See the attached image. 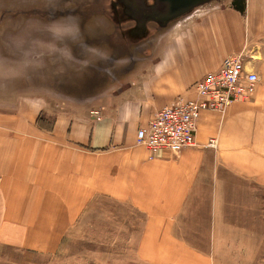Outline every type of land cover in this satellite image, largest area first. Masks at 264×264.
<instances>
[{
	"label": "crops",
	"instance_id": "0c3cea01",
	"mask_svg": "<svg viewBox=\"0 0 264 264\" xmlns=\"http://www.w3.org/2000/svg\"><path fill=\"white\" fill-rule=\"evenodd\" d=\"M158 37L105 106L60 112L47 128L42 97L0 101V249L54 254L100 197L141 214V264H216V247L243 229L235 217L252 213L264 190V0H244L243 11L213 0ZM241 51L254 92L224 114L202 110L196 145L151 153L136 143L160 108L196 99L194 83Z\"/></svg>",
	"mask_w": 264,
	"mask_h": 264
},
{
	"label": "rangeland",
	"instance_id": "374dc122",
	"mask_svg": "<svg viewBox=\"0 0 264 264\" xmlns=\"http://www.w3.org/2000/svg\"><path fill=\"white\" fill-rule=\"evenodd\" d=\"M154 4L0 0V101L42 97L45 127L60 112L107 105L131 83L140 58L156 51L158 35L174 21L159 26L148 13ZM260 197L252 213L235 217L243 229L230 231L216 247V264H264V190ZM141 221L127 204L96 198L54 254L6 246L0 264H141L133 254ZM191 241L208 250V240Z\"/></svg>",
	"mask_w": 264,
	"mask_h": 264
},
{
	"label": "built area",
	"instance_id": "2783aa9c",
	"mask_svg": "<svg viewBox=\"0 0 264 264\" xmlns=\"http://www.w3.org/2000/svg\"><path fill=\"white\" fill-rule=\"evenodd\" d=\"M256 82L257 75L245 70L243 52L230 56L217 70L206 73L194 83L196 99L163 106L146 126L138 128L136 143L151 153L160 150L177 153L196 145L200 112L210 110L224 114L232 102L252 94ZM92 113L100 119L98 111ZM216 144V138H210L206 145L215 148Z\"/></svg>",
	"mask_w": 264,
	"mask_h": 264
},
{
	"label": "water",
	"instance_id": "95a60500",
	"mask_svg": "<svg viewBox=\"0 0 264 264\" xmlns=\"http://www.w3.org/2000/svg\"><path fill=\"white\" fill-rule=\"evenodd\" d=\"M213 0H155L154 6L149 12L153 13V19L159 26H165L170 21L180 18L194 8ZM231 4L239 11L244 9V0H231Z\"/></svg>",
	"mask_w": 264,
	"mask_h": 264
},
{
	"label": "flooded vegetation",
	"instance_id": "af4514ba",
	"mask_svg": "<svg viewBox=\"0 0 264 264\" xmlns=\"http://www.w3.org/2000/svg\"><path fill=\"white\" fill-rule=\"evenodd\" d=\"M125 2L128 4V0H125ZM113 5H114V8H116V5H115V3H113Z\"/></svg>",
	"mask_w": 264,
	"mask_h": 264
},
{
	"label": "trees",
	"instance_id": "16d2710c",
	"mask_svg": "<svg viewBox=\"0 0 264 264\" xmlns=\"http://www.w3.org/2000/svg\"><path fill=\"white\" fill-rule=\"evenodd\" d=\"M50 126H47V128H49Z\"/></svg>",
	"mask_w": 264,
	"mask_h": 264
}]
</instances>
